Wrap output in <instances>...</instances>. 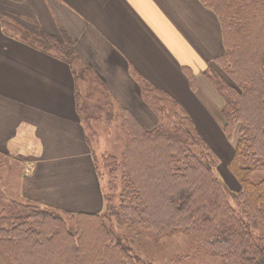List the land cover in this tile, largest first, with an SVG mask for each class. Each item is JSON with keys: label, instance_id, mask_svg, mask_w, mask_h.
I'll use <instances>...</instances> for the list:
<instances>
[{"label": "trees", "instance_id": "16d2710c", "mask_svg": "<svg viewBox=\"0 0 264 264\" xmlns=\"http://www.w3.org/2000/svg\"><path fill=\"white\" fill-rule=\"evenodd\" d=\"M198 1L215 14L222 33L224 53L213 64L219 69L209 65L203 75L223 100L221 133L228 141L236 139L227 168L241 187L235 197L237 209L227 204L222 184L213 175L217 162L195 121L168 93L142 82V101L158 120L154 127L148 126L115 102L104 85L83 69L75 75L86 92L75 89L77 114L91 145L94 128L113 123L115 108H119L127 146L120 162L109 156L111 162L106 165L120 171L121 217L130 226L156 237L186 230L196 234L202 251L222 257L225 264H264V179L242 178L264 168V0ZM56 50L73 59L71 49L59 46ZM183 71L196 91L194 74L186 67ZM3 196L0 191V202ZM195 200L197 204L189 207ZM10 205L0 203V250L5 263H17L14 252L31 237L39 240L27 257L33 259L36 252L48 250L40 230L51 226L56 230L48 234L50 243L74 253L68 259L71 263L137 264L128 261L131 253L126 246L113 241L106 204L97 212L78 214L24 201ZM56 213L66 214L69 220ZM71 222L75 231L70 230Z\"/></svg>", "mask_w": 264, "mask_h": 264}, {"label": "crops", "instance_id": "0c3cea01", "mask_svg": "<svg viewBox=\"0 0 264 264\" xmlns=\"http://www.w3.org/2000/svg\"><path fill=\"white\" fill-rule=\"evenodd\" d=\"M223 53L219 21L198 0H0V155L8 158L0 162L23 166L22 201L72 214L104 206L76 110L75 89L86 93L75 79L81 70L141 122L132 106L151 115L142 101L146 82L220 137L211 115L218 101L203 74Z\"/></svg>", "mask_w": 264, "mask_h": 264}, {"label": "rangeland", "instance_id": "374dc122", "mask_svg": "<svg viewBox=\"0 0 264 264\" xmlns=\"http://www.w3.org/2000/svg\"><path fill=\"white\" fill-rule=\"evenodd\" d=\"M213 69L217 70L219 69V66L213 65ZM214 92L216 96L211 97V100L215 102L218 101V105L215 106V109L211 115L216 118L217 122H220L219 127L222 128L223 124L221 123L222 121L220 119V110L223 106V100L217 96L216 91ZM132 107L136 109L135 113H141L137 115L139 117H143V121L148 126L154 127L158 123L157 118L152 115H147L148 112L147 114H143L142 110H140L137 106L134 105ZM115 110V119L113 123H104L97 125L96 128L93 127L95 129V133L93 134L94 139L92 144H89L91 150L94 152L95 164L98 167V178L104 188V205L106 204V207L109 211V221L111 223V230L113 231V241L115 243H122L124 246H126L131 253L129 255L131 260L128 261H134L137 264H225L222 257L212 256L202 251L203 249L201 248L200 240L195 236L196 234L190 233L186 230H181L177 231V233L172 232L169 235L162 234V237H156L150 234L151 232L149 231H147L148 233L137 231L132 226H130L124 218L121 217L124 210L121 206L123 197L121 193L122 182L120 171H118V169L114 171L113 165L109 164V167L106 165L108 162H111V160H109L110 158H107L109 156L116 157L118 162H120L123 159L127 146L120 129L119 108L117 107ZM206 116H209V114H206ZM214 125L216 126L215 123ZM198 131L200 132V135L202 134L201 136L203 139H205L208 143L209 148L211 149L210 153L216 159L217 165L214 168L213 175L222 184V189L224 191L227 204L231 208L237 209L238 204L237 198L235 197L239 194L241 187L238 179L232 175V173L227 168V164L234 153L236 139L228 141L225 139L223 132L221 133L222 136L220 137L214 136V130L208 129L207 127H203V129L198 128ZM112 163L114 164L113 161ZM6 165L7 167L9 166V161L6 162ZM17 165L23 168L22 165L16 162H12L8 168L5 166V163L0 162V191L4 195L2 197L3 202L0 203H2L4 206L6 205V207L13 201L18 203L23 202L22 200L25 199L21 192L23 189L21 183L24 180V173ZM242 178L251 181L264 179V168L256 170V172L252 173L247 172L244 174V176H242ZM197 202L198 200H195V203H188V206H195ZM34 204L41 206L42 208H50L37 202ZM172 207L175 208L177 205H173ZM262 211L264 214V208ZM56 214L61 215L66 221L69 220V217H66V214ZM117 215L119 216V220H114L113 217ZM55 230L56 229L52 228L51 226L42 227L40 230V232H43V235L40 238L46 241V247L48 250L36 252V255H34L33 259L27 257L26 255L30 254L32 251L35 252L37 247H35L34 241L39 240L31 237L26 243L22 242L17 249V252H14V254L19 258L17 263L13 261L6 263L74 264L68 261V259L73 257L74 253L50 243L52 241V237L48 234L49 232H55ZM70 230H76L75 222H71ZM30 231L31 229L29 228V232ZM27 244H29L28 247ZM2 251L3 250H0V256L3 255V258L0 259V263L6 264L4 262L5 259ZM66 255L67 257H64ZM58 258H60L59 263L56 262Z\"/></svg>", "mask_w": 264, "mask_h": 264}]
</instances>
